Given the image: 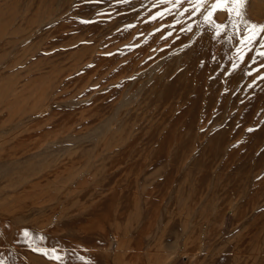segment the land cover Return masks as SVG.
<instances>
[{"label":"rangeland","instance_id":"rangeland-1","mask_svg":"<svg viewBox=\"0 0 264 264\" xmlns=\"http://www.w3.org/2000/svg\"><path fill=\"white\" fill-rule=\"evenodd\" d=\"M215 3L0 0V264H264V0Z\"/></svg>","mask_w":264,"mask_h":264},{"label":"snow or ice","instance_id":"snow-or-ice-1","mask_svg":"<svg viewBox=\"0 0 264 264\" xmlns=\"http://www.w3.org/2000/svg\"><path fill=\"white\" fill-rule=\"evenodd\" d=\"M246 0H217V3L212 5V10L215 11L217 9H225L229 12L231 15L232 13H235L236 16L242 15V10L245 7ZM212 16V12H209L208 15L205 17L206 20H210ZM218 28L222 29L223 25H218ZM249 32L250 35L247 36L245 39L247 42H251L255 39L257 35L264 32V25H256L251 24L249 26ZM260 55L264 56V52H261ZM25 236H28V233L25 232ZM47 255V253H45ZM59 259V257H56Z\"/></svg>","mask_w":264,"mask_h":264},{"label":"bare ground","instance_id":"bare-ground-1","mask_svg":"<svg viewBox=\"0 0 264 264\" xmlns=\"http://www.w3.org/2000/svg\"><path fill=\"white\" fill-rule=\"evenodd\" d=\"M199 249H200L199 247H196L195 252H196L197 250H199Z\"/></svg>","mask_w":264,"mask_h":264}]
</instances>
